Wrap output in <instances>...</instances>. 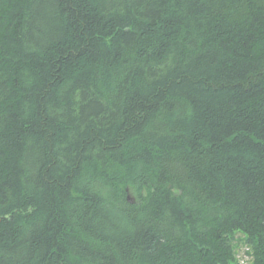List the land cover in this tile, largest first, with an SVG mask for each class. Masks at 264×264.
<instances>
[{
	"label": "trees",
	"instance_id": "obj_1",
	"mask_svg": "<svg viewBox=\"0 0 264 264\" xmlns=\"http://www.w3.org/2000/svg\"><path fill=\"white\" fill-rule=\"evenodd\" d=\"M0 264H264V0H0Z\"/></svg>",
	"mask_w": 264,
	"mask_h": 264
}]
</instances>
